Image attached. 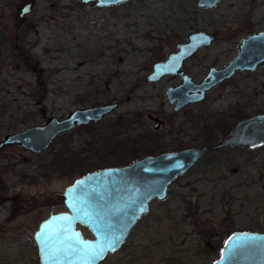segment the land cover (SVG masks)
<instances>
[{"label":"rangeland","instance_id":"rangeland-1","mask_svg":"<svg viewBox=\"0 0 264 264\" xmlns=\"http://www.w3.org/2000/svg\"><path fill=\"white\" fill-rule=\"evenodd\" d=\"M195 1L128 0L101 8L34 0L20 17L28 0H0V139L78 107L117 104L97 126L60 133L36 156L16 146L0 149V264H39L32 233L50 210L65 209L63 188L84 172L215 143L231 109L245 116L264 110L258 88L264 66L255 88L249 78L241 93L221 98L218 89L210 91L203 104L177 113L164 95L173 78L145 81L152 64L191 31L215 34L210 47L185 62L197 80L232 57L243 36L264 30V0H219L209 9ZM152 117L164 120L158 130ZM167 192L150 201L120 249L98 264H211L234 230L264 231V147L209 152Z\"/></svg>","mask_w":264,"mask_h":264},{"label":"water","instance_id":"water-1","mask_svg":"<svg viewBox=\"0 0 264 264\" xmlns=\"http://www.w3.org/2000/svg\"><path fill=\"white\" fill-rule=\"evenodd\" d=\"M22 4L18 16L28 14L32 2ZM127 0H80L95 7H108ZM219 0H197V8L213 7ZM185 41L164 59L154 62L146 78L147 82L165 74H177L181 83L167 89L169 102L176 100L175 108L201 97L205 89L233 74L234 69H255L264 61V30H256L242 37L238 52L222 69H209L207 81L190 83L183 74L182 61L202 47L207 46L215 35L212 32L191 31ZM198 90L199 93H195ZM190 92L192 95H190ZM116 107L115 102L72 109L63 118L49 116L39 125L7 133L0 139L3 145H18L34 154L46 150L50 142L61 132L72 127L98 123ZM226 146H240L247 150L264 146V112L251 115L236 123L226 137L220 139L211 150ZM208 147H188L181 150L146 154L127 164L103 166L92 169L63 188L61 199L64 210L50 212L39 222L32 234L39 264H98L109 254H114L141 216H145L151 200H164L169 186L201 160ZM99 217V218H97ZM98 225L105 234H101ZM84 227L90 237H84ZM107 238H118L114 250L105 247L102 254L90 258L92 250L105 246ZM211 264H264V231L234 230L228 234Z\"/></svg>","mask_w":264,"mask_h":264},{"label":"flooded vegetation","instance_id":"flooded-vegetation-1","mask_svg":"<svg viewBox=\"0 0 264 264\" xmlns=\"http://www.w3.org/2000/svg\"><path fill=\"white\" fill-rule=\"evenodd\" d=\"M128 1V0H127ZM127 1H125V2H127ZM124 2V3H125ZM124 3H120V4H117V5H121V4H123L124 5ZM195 4H196V1H195ZM114 6H116V5H114ZM200 8V7H199ZM190 33V32H189ZM250 33V32H249ZM248 33V34H249ZM252 33V32H251ZM188 34V33H187ZM247 34V35H248ZM186 35V34H185ZM215 35V34H214ZM246 36V35H245ZM245 36H243V37H245ZM184 38H185V36H184ZM242 39V38H241ZM241 39H239V42L241 41ZM185 41V39H182V40H180L178 43L176 42V45L177 44H179V43H181V42H184ZM213 42H215V39H213ZM213 42H211L210 44H208L207 46H202V47H200V48H198L195 52H194V54H196V53H198V51H200V49L201 48H206V47H210V45L213 43ZM239 42H238V44H237V46H236V52H234L233 53V55H232V57H230L228 60H226L225 61V63H222V65L220 64V65H218V66H216V65H212V66H208L207 67V69L205 70V74L204 75H202V77L201 78H198L197 80H195L193 77H190V74H188L187 72H186V70H185V62L189 59L190 60V58L194 55V54H191L190 55V57H188V58H186V59H184L183 61H182V68L180 69V71L183 73V74H186V75H188L187 77L189 78V80H190V83L192 82V83H196V84H199V83H202L203 81H207V74H208V71H209V69H222L227 63H229V61L230 60H232L233 59V57H234V55L239 51L238 50V45H239ZM176 45H174V48L172 49V50H170L169 51V53L170 52H172V51H174L175 50V46ZM169 53H166V55L164 56V57H162V58H160V59H158V61L157 62H159V60H162V59H164L167 55H169ZM155 61V62H156ZM153 66V65H152ZM264 66V61L263 62H260V63H258L256 66H255V69H244V70H242V69H234V71H233V74H230L228 77H226V78H223V80L221 81H218V82H216V84H214L213 86H210V87H208L207 89H205L204 91H203V93H202V95H203V97H201L200 99H198V100H196V101H193L192 103L191 102H187V103H185V104H183L182 105V108H178V109H174L175 107V103H176V100L174 99L171 103L169 102V96H167V93H166V91H167V89L168 88H170V87H174V86H176L177 84H180L181 83V79H180V76L179 75H177V74H170V75H168V74H165L164 76H161V77H159V79L160 78H173V82H171L170 84H167L166 86V88H164V95H165V97H166V100H167V103L169 104V106L170 107H172L171 108V110H172V112L173 113H177V112H179V111H182V109L183 108H185V107H187V106H191V107H193V105H197V104H203V102L206 100V97L207 96H209V95H207L210 91L211 92H213L214 90H217L218 89V92H219V95L217 94V96H220L221 98L226 94V93H230L231 91H233L234 92V90L235 91H237V90H239V93H241V90L240 89H245V87L246 86H248L249 84L248 83H251V82H249L248 80H249V78H253L252 79V81H253V84H251V86L252 87H254L255 88V86L256 85H258V84H255L256 82L255 81H259L260 82V84H259V86H258V88H264V74L263 75H261L260 77H262V78H260L259 80H258V78L256 77V76H259L256 72H258L257 70L260 68V67H263ZM150 70H151V68H150ZM147 78V77H146ZM146 78H145V81H147L146 80ZM234 78H236V82H235V80H234ZM159 79H157L158 81H159ZM157 80H154V81H157ZM154 81H149V82H154ZM149 82H147V83H149ZM261 88V89H262ZM188 93H190V92H188ZM195 93H199V91L198 90H196L195 91ZM190 95H192L191 93H190ZM216 96V95H215ZM113 102H115V101H113ZM110 103V102H109ZM116 103V102H115ZM116 106H117V104H116ZM233 109H231L230 111H229V113H227L226 114V116H225V118H227L226 119V121H228L227 123H229V124H226V123H223V122H221L220 124H218V125H220L221 127H220V131L222 132V130H223V132H222V137L221 138H219L218 140H216V142L215 143H209L208 145L207 144H205V146L206 147H210L211 145H215L220 139H222V138H224V137H226V135L227 134H229V132L231 131V129L234 127V126H236V123L238 122V121H240V120H242V119H246V117H249V116H251V115H246L245 116V114L243 113V111H241L239 114H237L236 113V111L234 110V111H232ZM113 111H114V109H113ZM112 112V111H111ZM110 112V113H111ZM264 112V110L263 111H258L257 112V114H260V113H263ZM109 113V114H110ZM108 114V115H109ZM200 114H201V112H200ZM200 114H198L197 116H198V118H196V127H197V130H199V128L201 127V119L203 118V117H201L200 116ZM256 113L255 114H252V115H257ZM107 115V116H108ZM107 116H104L103 118H101L100 120H98V123H100V122H102V120L105 118V117H107ZM149 118V117H148ZM154 119V120H153ZM150 120H153V121H151L152 122V128L153 129H155V130H158L159 128H161L162 127V125L164 124V120L162 119V118H159V117H152ZM149 120V121H150ZM223 121V120H222ZM225 121V122H226ZM98 123H87V125H90V126H93V125H98ZM226 124V125H225ZM86 124L85 125H80V126H77V127H81V126H87ZM225 125V126H224ZM194 126H195V123H194ZM193 126V124H192V127H194ZM223 126V127H222ZM75 127V126H74ZM74 127H72V128H74ZM77 127H75V128H77ZM71 128V129H72ZM202 128V127H201ZM69 131V130H68ZM61 133H64V132H61ZM66 133V132H65ZM60 134V133H59ZM58 134V135H59ZM57 136V135H56ZM53 140H55V139H53ZM53 140L50 142V144H49V146H51V143L53 142ZM4 146H7V145H3V147ZM9 146V145H8ZM10 146H12V147H14V146H16V147H19L20 149H22L24 152L26 151V152H28V153H31V154H34V152H31V151H29V150H27V149H23V147H21V146H18V145H10ZM49 146H47V148H46V150L49 148ZM200 146H203V145H195V146H193V145H190V146H184V147H178L177 149H175L174 151H176V150H181V149H183L184 150V148H188V147H192V148H195V147H200ZM205 146H203V147H205ZM227 148H225V147H221V148H217L215 151L214 150H211V148H209L208 149V151L206 152V154L207 153H209V152H213L214 154H216V152H218V151H220V150H222V149H225V150H227V149H244V150H246V151H248V150H250V149H246V148H244V147H240V146H233V147H230V146H226ZM264 147V146H263ZM259 148H262V147H259ZM1 149V148H0ZM3 149V148H2ZM46 150H42L41 152H38V153H36V154H34L35 156L37 155V154H40V153H42V152H45ZM253 150V149H252ZM258 150V149H257ZM170 151H172V150H170ZM174 151H172V152H174ZM163 152H165V151H163ZM157 153H160V152H157ZM154 154H156V153H154ZM205 154V155H206ZM144 155H146V154H144ZM205 155H203V156H205ZM152 156V155H151ZM137 158V157H136ZM135 159V158H134ZM132 162V161H131ZM196 164V163H195ZM96 169V168H95ZM99 169V168H98ZM87 172V171H86ZM85 173V172H84ZM17 198V197H16ZM15 198V199H16ZM14 199V200H15ZM0 202H3V200H2V198L0 199ZM16 210V212L15 213H17V211H18V209H15ZM50 212H52L51 210L49 211V213ZM56 212V211H55ZM49 213H48V215H49ZM47 215V216H48ZM44 219V218H43ZM42 221V220H41ZM40 222V221H39ZM33 234V233H32ZM38 259V258H37Z\"/></svg>","mask_w":264,"mask_h":264},{"label":"snow or ice","instance_id":"snow-or-ice-1","mask_svg":"<svg viewBox=\"0 0 264 264\" xmlns=\"http://www.w3.org/2000/svg\"><path fill=\"white\" fill-rule=\"evenodd\" d=\"M99 218V217H97ZM98 228L101 230V234H105L104 229L102 228V226L98 225ZM116 239L118 238H107L106 237V243L105 246L100 247L98 250H92L91 253H89L90 258H94L96 255L102 254L103 251L105 250V247L113 249L114 250V245L116 243Z\"/></svg>","mask_w":264,"mask_h":264},{"label":"trees","instance_id":"trees-1","mask_svg":"<svg viewBox=\"0 0 264 264\" xmlns=\"http://www.w3.org/2000/svg\"><path fill=\"white\" fill-rule=\"evenodd\" d=\"M218 248L220 249V245H217V249H218Z\"/></svg>","mask_w":264,"mask_h":264}]
</instances>
